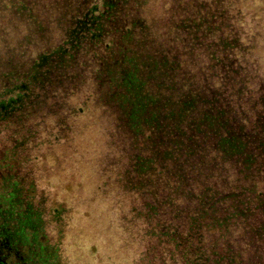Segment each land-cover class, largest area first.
<instances>
[{
	"label": "trees",
	"instance_id": "1",
	"mask_svg": "<svg viewBox=\"0 0 264 264\" xmlns=\"http://www.w3.org/2000/svg\"><path fill=\"white\" fill-rule=\"evenodd\" d=\"M1 40L0 144L94 146L129 225L264 264V0H0Z\"/></svg>",
	"mask_w": 264,
	"mask_h": 264
},
{
	"label": "flooded vegetation",
	"instance_id": "2",
	"mask_svg": "<svg viewBox=\"0 0 264 264\" xmlns=\"http://www.w3.org/2000/svg\"><path fill=\"white\" fill-rule=\"evenodd\" d=\"M3 43L1 40L0 51L10 44L2 47ZM26 147L29 153V143ZM7 148L5 156L10 159L3 160L1 156ZM76 149L79 158L73 154L68 157L70 151L65 150L55 164L45 155L29 161L13 142L0 144V264H70L67 251L62 252V243L69 235L74 206L60 191H55L52 183L59 175L70 187L68 182L72 179L67 178L72 177L75 167L78 173V167L87 159H91L93 192L107 201L110 223L117 233L113 252L120 256L115 260L114 254L106 255L108 264H191L185 251L195 245L188 240L171 241L167 234L153 238L146 233L145 225H129L123 194L114 190L116 184L110 175L99 172L94 146L90 154L88 150L82 153ZM54 208L60 213L54 215ZM171 254H176L175 259Z\"/></svg>",
	"mask_w": 264,
	"mask_h": 264
},
{
	"label": "rangeland",
	"instance_id": "3",
	"mask_svg": "<svg viewBox=\"0 0 264 264\" xmlns=\"http://www.w3.org/2000/svg\"><path fill=\"white\" fill-rule=\"evenodd\" d=\"M92 149L90 150V153ZM89 153V151H88ZM90 160L72 171L67 187L63 176L53 179L55 191H60L74 206L69 235L63 240L62 252L67 251L70 264H108L106 255L114 254L116 229L111 225L107 201L93 192V173ZM65 245V247H64Z\"/></svg>",
	"mask_w": 264,
	"mask_h": 264
}]
</instances>
